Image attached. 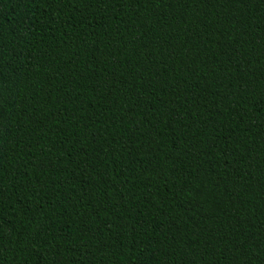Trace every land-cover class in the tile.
<instances>
[{
	"label": "trees",
	"instance_id": "obj_1",
	"mask_svg": "<svg viewBox=\"0 0 264 264\" xmlns=\"http://www.w3.org/2000/svg\"><path fill=\"white\" fill-rule=\"evenodd\" d=\"M0 264H264V0H0Z\"/></svg>",
	"mask_w": 264,
	"mask_h": 264
}]
</instances>
